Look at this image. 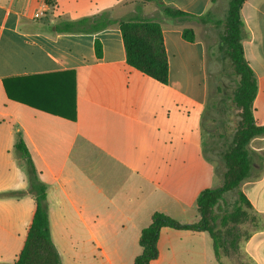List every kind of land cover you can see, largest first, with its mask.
I'll return each instance as SVG.
<instances>
[{
    "label": "crops",
    "instance_id": "obj_1",
    "mask_svg": "<svg viewBox=\"0 0 264 264\" xmlns=\"http://www.w3.org/2000/svg\"><path fill=\"white\" fill-rule=\"evenodd\" d=\"M146 1L0 0V194L26 193L0 197V264L17 259L35 208L26 161L16 152L20 138L46 185L62 264H135L142 230L155 213L198 222L199 196L223 180L204 151L209 84L199 24L167 18L154 5H128ZM162 2L195 16L221 6V0ZM41 10L44 17L34 19ZM104 12L115 20L160 14L167 85L128 65L117 24L94 34L54 30ZM241 16L245 58L258 80L254 120L263 127L264 0H246ZM185 29L194 30V42L184 39ZM254 142L261 163L246 182L248 191H264V136L251 141L250 151ZM251 218L234 226L238 237L228 239L222 264L229 258L264 264V228ZM158 251L151 264H219L207 232L163 228Z\"/></svg>",
    "mask_w": 264,
    "mask_h": 264
},
{
    "label": "trees",
    "instance_id": "obj_2",
    "mask_svg": "<svg viewBox=\"0 0 264 264\" xmlns=\"http://www.w3.org/2000/svg\"><path fill=\"white\" fill-rule=\"evenodd\" d=\"M155 1L161 13L175 21L190 23H207L210 21L209 13L203 16H195L168 6L162 0ZM245 1L230 0L225 20L222 23H217L223 25V34L221 35L223 63L229 64L232 70L231 76L236 82L233 103L238 110L240 119L232 143L222 156L226 166L223 186L208 189L201 193L197 200L198 211L201 216L198 222L181 223L164 213H155L150 225L142 230L139 241L142 252L135 259V264H151L158 259V241L163 228L207 232L213 240L216 260L222 264V252L228 254L231 248L228 239L235 241L238 237L234 226L251 220L248 210L252 209V204L241 191H239L238 203L234 210L223 215L219 214L225 195L238 189L241 183L250 176L252 163L249 145L251 141L256 137L264 136V126H257L254 120L253 104L258 93V80L245 58L243 47L247 33L241 11ZM116 24L119 25L122 32L128 65L167 85L169 82V61L162 26L156 20L136 18L115 20L108 12H104L77 21L60 22L54 27V30L60 33L94 34ZM183 37L188 42L196 40L193 29H185ZM95 49L97 56L101 57L102 47L98 41L95 44ZM4 84L8 97L14 100L9 86L5 82ZM205 118L206 112L204 120ZM203 130L205 133L204 121ZM16 152L26 161L30 193L35 198V208L21 252L12 264H62L61 257L52 240L46 185L40 181L30 154L21 138L16 144ZM24 194L26 193L23 191H14L1 193L0 197L19 198ZM252 221L254 223L255 219L252 218Z\"/></svg>",
    "mask_w": 264,
    "mask_h": 264
},
{
    "label": "rangeland",
    "instance_id": "obj_3",
    "mask_svg": "<svg viewBox=\"0 0 264 264\" xmlns=\"http://www.w3.org/2000/svg\"><path fill=\"white\" fill-rule=\"evenodd\" d=\"M229 1L230 0H221L219 10L217 9L213 14L209 15V22H196L199 24L200 34L204 38L207 46L209 97L206 118L204 120V151L207 157L216 165L217 174L223 178V180L220 179L217 181V188L223 186L224 174L226 172V166L222 156L232 143L233 135L240 120L238 117V110L233 103L236 82L234 77L231 76L232 70L229 64L227 62L223 63L221 51L223 25L217 24L225 20ZM141 4L154 5L158 11H160L155 0L128 3V5L131 6ZM153 15L154 14L150 15L149 19L144 20H159L160 14H157L156 17ZM256 148H258L256 142L251 144L252 151L250 157L253 168L261 163L255 153ZM248 189L249 185L246 180H244L238 189L228 192L225 195V200L221 203L219 214L223 215L224 213L232 212L238 203L239 191H243L249 196L253 204V211L255 214H253L252 210H248L250 218L256 215L259 224L264 228V191H260V188H253L251 191H248ZM248 221L249 222L246 223H252L251 220ZM249 230L244 232L248 234L250 233ZM225 264H236V262L233 258H229Z\"/></svg>",
    "mask_w": 264,
    "mask_h": 264
},
{
    "label": "built area",
    "instance_id": "obj_4",
    "mask_svg": "<svg viewBox=\"0 0 264 264\" xmlns=\"http://www.w3.org/2000/svg\"><path fill=\"white\" fill-rule=\"evenodd\" d=\"M46 1V0H45ZM44 6L46 7L47 6V3L45 2L44 3ZM44 11H37L36 13H35V15H34V19H41V18H43L44 17Z\"/></svg>",
    "mask_w": 264,
    "mask_h": 264
}]
</instances>
